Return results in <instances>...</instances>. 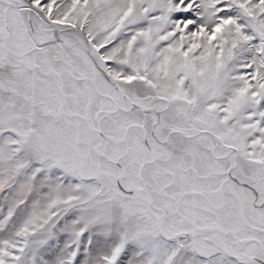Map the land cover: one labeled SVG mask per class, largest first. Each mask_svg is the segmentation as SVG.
I'll list each match as a JSON object with an SVG mask.
<instances>
[{"label": "snow or ice", "instance_id": "1", "mask_svg": "<svg viewBox=\"0 0 264 264\" xmlns=\"http://www.w3.org/2000/svg\"><path fill=\"white\" fill-rule=\"evenodd\" d=\"M0 264H264V0H0Z\"/></svg>", "mask_w": 264, "mask_h": 264}]
</instances>
